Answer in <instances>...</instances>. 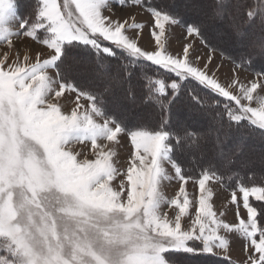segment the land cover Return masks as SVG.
<instances>
[{
	"label": "snow or ice",
	"instance_id": "1",
	"mask_svg": "<svg viewBox=\"0 0 264 264\" xmlns=\"http://www.w3.org/2000/svg\"><path fill=\"white\" fill-rule=\"evenodd\" d=\"M177 25L212 53L205 33L226 38L228 82L193 43L168 51ZM212 185L230 192L234 222ZM253 200L264 202V0H0V264H235L237 243L241 264H264Z\"/></svg>",
	"mask_w": 264,
	"mask_h": 264
},
{
	"label": "rangeland",
	"instance_id": "2",
	"mask_svg": "<svg viewBox=\"0 0 264 264\" xmlns=\"http://www.w3.org/2000/svg\"><path fill=\"white\" fill-rule=\"evenodd\" d=\"M116 9L117 15L124 16L129 12L136 15L137 22L139 23H148V15L141 11L140 9H120L117 5H113ZM168 39H167V49L172 53H176L182 50V46L185 43H193L196 51L203 57L199 61V65L202 67L205 61L208 59V56H212L211 68L216 72V76L222 83L228 82L232 74L231 70L234 67L232 62L222 54V51L228 53L229 55L232 52L231 45L227 42L226 38H223L215 33L206 32L209 43L217 47V51L212 53L208 46L203 44L198 38H191L186 36L185 27L181 25L169 26L168 27ZM139 46L145 50H151L154 47V42L151 40L148 27H145L139 38ZM222 50V51H221ZM241 79L246 76H250V73L241 71ZM132 151L131 145L126 137H123L121 140V146L118 149V166L122 169L127 167V159ZM91 158V157H89ZM171 171V169H170ZM259 178H261V173L259 168L253 169ZM213 191L215 193L213 197V204L217 211H225L226 219L230 222H234L235 217V206L230 204V192L221 188L219 185H212ZM187 191L190 197H195L198 195V187L194 185L191 181L186 186ZM179 189V183L177 181H172L170 183L166 182L164 184V192L169 197L172 198L175 196L176 192ZM226 206V207H225ZM255 206V205H254ZM169 215H172V212L168 209ZM241 215L246 218V210L241 207ZM246 257L241 252L239 244L233 245L232 259L236 264H241V261Z\"/></svg>",
	"mask_w": 264,
	"mask_h": 264
},
{
	"label": "trees",
	"instance_id": "3",
	"mask_svg": "<svg viewBox=\"0 0 264 264\" xmlns=\"http://www.w3.org/2000/svg\"><path fill=\"white\" fill-rule=\"evenodd\" d=\"M205 35H206V37H207V39H208V36H207V34L205 33ZM208 41H209V39H208ZM210 42V41H209ZM212 45V44H211ZM222 53H223V55L224 56H227V58L229 57V54L228 53H225L224 51H222ZM229 59V58H228ZM230 60V59H229ZM201 94H203V93H201ZM256 182L257 183H260L261 182V178H259L258 176H257V174H256ZM253 202H254V200H253ZM260 203H264V202H254V205L255 206H259V204ZM236 264V263H235Z\"/></svg>",
	"mask_w": 264,
	"mask_h": 264
}]
</instances>
